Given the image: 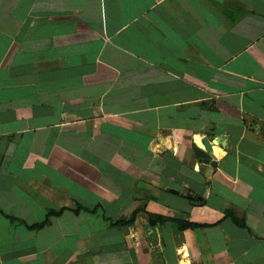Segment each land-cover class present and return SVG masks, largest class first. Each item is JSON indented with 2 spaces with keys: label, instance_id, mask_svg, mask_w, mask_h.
I'll list each match as a JSON object with an SVG mask.
<instances>
[{
  "label": "crops",
  "instance_id": "1",
  "mask_svg": "<svg viewBox=\"0 0 264 264\" xmlns=\"http://www.w3.org/2000/svg\"><path fill=\"white\" fill-rule=\"evenodd\" d=\"M0 264H264V0H0Z\"/></svg>",
  "mask_w": 264,
  "mask_h": 264
},
{
  "label": "water",
  "instance_id": "2",
  "mask_svg": "<svg viewBox=\"0 0 264 264\" xmlns=\"http://www.w3.org/2000/svg\"><path fill=\"white\" fill-rule=\"evenodd\" d=\"M222 133L223 131L221 130L216 131L217 135H220ZM214 144H220V143L218 141H215ZM221 145L224 146V143L222 142ZM207 146L209 147V145ZM195 153H196V157L201 161V163H203L204 165L210 166L212 168L216 167L217 164L216 162L213 161V157L211 153L209 152V150L204 151V150L196 148Z\"/></svg>",
  "mask_w": 264,
  "mask_h": 264
},
{
  "label": "trees",
  "instance_id": "3",
  "mask_svg": "<svg viewBox=\"0 0 264 264\" xmlns=\"http://www.w3.org/2000/svg\"><path fill=\"white\" fill-rule=\"evenodd\" d=\"M229 215L231 216L232 214L230 213ZM150 218H151V224H153V222H155V220H157L159 222H164L165 221V219L161 218V217L155 218V217L150 216ZM235 221L237 222V224L240 227H244L243 222L237 221V220H235ZM47 223H48V221H46L43 225H40V227H43ZM176 224L178 226V230H184V229H187V228H195V227H197V226H195L193 224H188V223L179 222V221H176Z\"/></svg>",
  "mask_w": 264,
  "mask_h": 264
}]
</instances>
